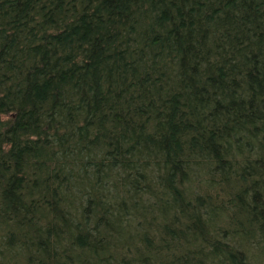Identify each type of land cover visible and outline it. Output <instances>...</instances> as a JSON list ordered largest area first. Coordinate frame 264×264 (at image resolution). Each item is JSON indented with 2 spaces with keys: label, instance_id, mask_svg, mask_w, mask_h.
I'll list each match as a JSON object with an SVG mask.
<instances>
[{
  "label": "trees",
  "instance_id": "trees-1",
  "mask_svg": "<svg viewBox=\"0 0 264 264\" xmlns=\"http://www.w3.org/2000/svg\"><path fill=\"white\" fill-rule=\"evenodd\" d=\"M0 264H264V0H0Z\"/></svg>",
  "mask_w": 264,
  "mask_h": 264
}]
</instances>
